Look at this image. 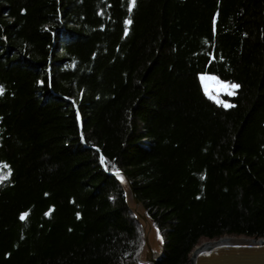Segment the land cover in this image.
Listing matches in <instances>:
<instances>
[{
  "label": "trees",
  "instance_id": "obj_1",
  "mask_svg": "<svg viewBox=\"0 0 264 264\" xmlns=\"http://www.w3.org/2000/svg\"><path fill=\"white\" fill-rule=\"evenodd\" d=\"M129 3L0 0V264H137L117 170L156 264L264 239V0ZM201 74L239 83L235 107Z\"/></svg>",
  "mask_w": 264,
  "mask_h": 264
},
{
  "label": "water",
  "instance_id": "obj_2",
  "mask_svg": "<svg viewBox=\"0 0 264 264\" xmlns=\"http://www.w3.org/2000/svg\"><path fill=\"white\" fill-rule=\"evenodd\" d=\"M116 172L112 174L115 175ZM119 173L127 187L129 207L136 215L143 231L144 243L138 262L143 264L151 261V264H156L162 253L161 244L157 246L156 243L155 233L157 231L136 198L127 177ZM116 178L121 181L117 176ZM188 264H264V239L223 236L216 240H206L194 247Z\"/></svg>",
  "mask_w": 264,
  "mask_h": 264
},
{
  "label": "snow or ice",
  "instance_id": "obj_3",
  "mask_svg": "<svg viewBox=\"0 0 264 264\" xmlns=\"http://www.w3.org/2000/svg\"><path fill=\"white\" fill-rule=\"evenodd\" d=\"M136 0H130L129 3V11H132V8L135 6ZM126 24H131V20L125 21ZM125 34H127V29L125 30ZM201 86L204 90V94L210 99L213 100L217 105L223 106L224 108H232L235 107L234 104L225 102L219 98L218 93L224 92L226 95H235L236 91L241 88V85L239 83H233V82H225L220 80L217 76H209V75H201L199 77ZM3 88L0 86V95L3 94ZM77 119H79V114H77ZM104 158L101 157V161L103 162ZM4 168H7L8 166L5 164L3 165ZM115 175L123 182V177L120 176L119 170L115 173ZM203 179V177H201ZM27 213L21 214L20 219L24 220ZM47 216L48 213H45ZM77 216L79 217V213H77ZM157 237H159V232H157Z\"/></svg>",
  "mask_w": 264,
  "mask_h": 264
},
{
  "label": "rangeland",
  "instance_id": "obj_4",
  "mask_svg": "<svg viewBox=\"0 0 264 264\" xmlns=\"http://www.w3.org/2000/svg\"><path fill=\"white\" fill-rule=\"evenodd\" d=\"M201 75L214 76V75H212V74H201ZM201 75H199V77H200ZM218 95H219V98H220L221 100H223L222 97H223L224 95H226V93H224V92H219ZM223 101H224V100H223ZM225 102H226V101H225ZM131 204H132V201H131ZM155 238H156L157 246H159V245L161 244V242H160V238L157 237V232L155 233ZM141 250H142V249H141ZM137 264H139V262H138Z\"/></svg>",
  "mask_w": 264,
  "mask_h": 264
},
{
  "label": "bare ground",
  "instance_id": "obj_5",
  "mask_svg": "<svg viewBox=\"0 0 264 264\" xmlns=\"http://www.w3.org/2000/svg\"><path fill=\"white\" fill-rule=\"evenodd\" d=\"M139 210H141L140 208H138ZM147 225V223H145ZM143 264H151V261H146L145 263Z\"/></svg>",
  "mask_w": 264,
  "mask_h": 264
}]
</instances>
